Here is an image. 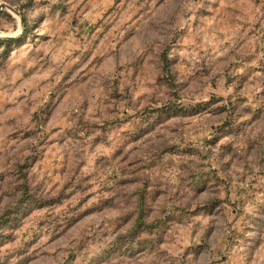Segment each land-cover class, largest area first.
<instances>
[{
  "label": "rangeland",
  "instance_id": "1",
  "mask_svg": "<svg viewBox=\"0 0 264 264\" xmlns=\"http://www.w3.org/2000/svg\"><path fill=\"white\" fill-rule=\"evenodd\" d=\"M0 264H264V0H0Z\"/></svg>",
  "mask_w": 264,
  "mask_h": 264
},
{
  "label": "trees",
  "instance_id": "2",
  "mask_svg": "<svg viewBox=\"0 0 264 264\" xmlns=\"http://www.w3.org/2000/svg\"><path fill=\"white\" fill-rule=\"evenodd\" d=\"M165 69H166V66H165Z\"/></svg>",
  "mask_w": 264,
  "mask_h": 264
}]
</instances>
